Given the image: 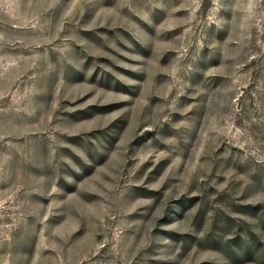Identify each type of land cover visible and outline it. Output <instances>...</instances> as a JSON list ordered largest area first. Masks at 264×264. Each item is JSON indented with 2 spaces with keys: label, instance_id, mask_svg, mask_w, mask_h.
<instances>
[{
  "label": "rangeland",
  "instance_id": "374dc122",
  "mask_svg": "<svg viewBox=\"0 0 264 264\" xmlns=\"http://www.w3.org/2000/svg\"><path fill=\"white\" fill-rule=\"evenodd\" d=\"M0 264H264V0H0Z\"/></svg>",
  "mask_w": 264,
  "mask_h": 264
}]
</instances>
